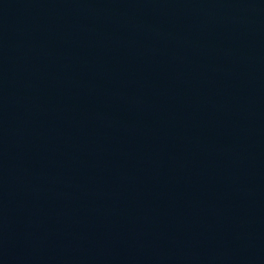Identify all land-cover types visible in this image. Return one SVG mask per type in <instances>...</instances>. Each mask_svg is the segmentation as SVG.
Returning <instances> with one entry per match:
<instances>
[{
  "label": "water",
  "instance_id": "95a60500",
  "mask_svg": "<svg viewBox=\"0 0 264 264\" xmlns=\"http://www.w3.org/2000/svg\"><path fill=\"white\" fill-rule=\"evenodd\" d=\"M0 264H264V0H0Z\"/></svg>",
  "mask_w": 264,
  "mask_h": 264
}]
</instances>
